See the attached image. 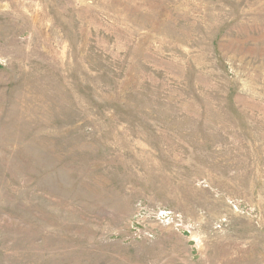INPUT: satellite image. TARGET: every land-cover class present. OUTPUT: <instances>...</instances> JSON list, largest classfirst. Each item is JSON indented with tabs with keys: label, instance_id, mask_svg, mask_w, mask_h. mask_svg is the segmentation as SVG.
I'll use <instances>...</instances> for the list:
<instances>
[{
	"label": "rangeland",
	"instance_id": "rangeland-1",
	"mask_svg": "<svg viewBox=\"0 0 264 264\" xmlns=\"http://www.w3.org/2000/svg\"><path fill=\"white\" fill-rule=\"evenodd\" d=\"M0 264H264V0H0Z\"/></svg>",
	"mask_w": 264,
	"mask_h": 264
}]
</instances>
